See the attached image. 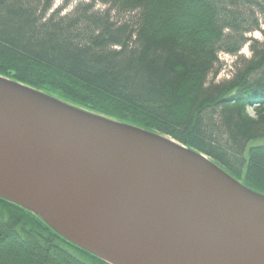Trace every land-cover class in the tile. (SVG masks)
Listing matches in <instances>:
<instances>
[{
	"label": "trees",
	"instance_id": "16d2710c",
	"mask_svg": "<svg viewBox=\"0 0 264 264\" xmlns=\"http://www.w3.org/2000/svg\"><path fill=\"white\" fill-rule=\"evenodd\" d=\"M54 3L0 0V76L168 136L264 194V0ZM220 54L236 61L215 83ZM0 264L107 263L0 198Z\"/></svg>",
	"mask_w": 264,
	"mask_h": 264
},
{
	"label": "water",
	"instance_id": "95a60500",
	"mask_svg": "<svg viewBox=\"0 0 264 264\" xmlns=\"http://www.w3.org/2000/svg\"><path fill=\"white\" fill-rule=\"evenodd\" d=\"M0 198L107 264H264V194L168 136L3 76Z\"/></svg>",
	"mask_w": 264,
	"mask_h": 264
},
{
	"label": "rangeland",
	"instance_id": "374dc122",
	"mask_svg": "<svg viewBox=\"0 0 264 264\" xmlns=\"http://www.w3.org/2000/svg\"><path fill=\"white\" fill-rule=\"evenodd\" d=\"M81 2L90 3L91 0H55L53 10L60 9L61 7L65 6V8L61 12L62 15H65L67 13H70ZM96 8L99 10L107 9V7L103 6L102 4H97ZM263 30H264V25H263ZM251 36L253 38L259 39V40L263 39V35L260 32H256ZM241 55L246 56V57H250L251 54H250L248 46H246L242 50ZM235 61H236V58H234L232 56H229L226 54H220V65H221L220 68H221V70L218 73V75L211 76L210 80H213L215 83H219V82H222L225 80H229L231 78L233 72H234V62ZM249 114L254 115V111L252 109H250Z\"/></svg>",
	"mask_w": 264,
	"mask_h": 264
}]
</instances>
